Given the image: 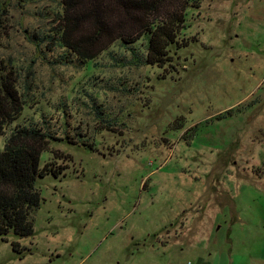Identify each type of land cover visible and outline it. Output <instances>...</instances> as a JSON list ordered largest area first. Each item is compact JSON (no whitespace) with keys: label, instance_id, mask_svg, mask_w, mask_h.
Instances as JSON below:
<instances>
[{"label":"rangeland","instance_id":"rangeland-1","mask_svg":"<svg viewBox=\"0 0 264 264\" xmlns=\"http://www.w3.org/2000/svg\"><path fill=\"white\" fill-rule=\"evenodd\" d=\"M64 2L0 0L28 103L0 149L16 124L45 127L41 166L61 172L38 180L35 233L0 239V264H264V0H201L164 67L119 41L64 62L34 38L59 32Z\"/></svg>","mask_w":264,"mask_h":264},{"label":"trees","instance_id":"trees-1","mask_svg":"<svg viewBox=\"0 0 264 264\" xmlns=\"http://www.w3.org/2000/svg\"><path fill=\"white\" fill-rule=\"evenodd\" d=\"M64 1L59 32L34 37L39 43L50 37L63 47L64 62L88 63L119 41L138 65L159 67L172 60V51L189 45L186 30L190 8L201 6V0H93L86 6L81 0ZM138 41H143L142 51L134 47ZM27 105L19 72L0 52V138ZM52 139L58 137L45 127L16 124L0 149V239L35 233L33 214L42 203L38 180L61 174L49 162L41 166V154ZM13 248L23 253L18 242H13Z\"/></svg>","mask_w":264,"mask_h":264}]
</instances>
